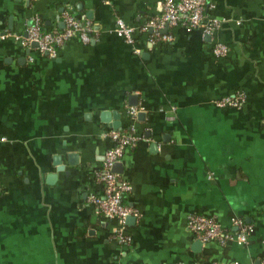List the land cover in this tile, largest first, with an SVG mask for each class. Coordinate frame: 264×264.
I'll return each mask as SVG.
<instances>
[{
	"label": "crops",
	"instance_id": "1",
	"mask_svg": "<svg viewBox=\"0 0 264 264\" xmlns=\"http://www.w3.org/2000/svg\"><path fill=\"white\" fill-rule=\"evenodd\" d=\"M222 27L212 34L167 26L137 31L128 44L116 19L139 27L163 0H0V264H257L264 257V0H209ZM71 9L93 23L54 56L25 45L35 18L64 27ZM229 53L216 57V43ZM33 60H30V57ZM243 92L239 108L219 107ZM138 96L144 116L130 114ZM118 126H114L115 124ZM141 136L123 158L140 215L116 237L119 220L97 212V178L109 129ZM78 164L68 163V154ZM63 156L58 170L54 157ZM55 173L50 182L48 175ZM254 226L248 242L201 243L192 214ZM233 228H235L233 226Z\"/></svg>",
	"mask_w": 264,
	"mask_h": 264
},
{
	"label": "built area",
	"instance_id": "2",
	"mask_svg": "<svg viewBox=\"0 0 264 264\" xmlns=\"http://www.w3.org/2000/svg\"><path fill=\"white\" fill-rule=\"evenodd\" d=\"M215 4L209 0H163V10L159 17L148 19L139 27L128 24L123 18L116 19L115 31L128 44L135 43L137 31H151L158 38L172 40V35H161L162 29L167 26L184 25L190 29H201L206 34H212L220 29L223 23L217 19L206 17L209 9ZM61 19L64 23L62 29L46 30L39 18H35L28 27L23 38L25 45L36 43L39 53L54 56L59 47L67 41L78 38L88 43L92 38L93 23L85 18L81 19L71 9L66 7L62 11ZM212 53L216 57H224L229 53V46L225 43H216L212 47ZM33 60V57H30ZM243 92L237 91L233 94L224 95L216 101L219 107L239 108L245 102ZM139 109L130 107V114L136 118ZM104 137L109 138L113 145L109 147L104 155L101 168L97 171V178L103 185V194L91 197L97 212L106 218L119 220L120 228L116 230V237L122 244L132 241V236L125 231L127 218L133 216L138 218L139 211L128 205L125 201L126 195L132 190V185L124 179L113 168L116 163L121 162L125 152L135 147L141 139L135 132L134 126L128 129H109L104 132ZM233 226L235 228H233ZM188 228L202 243L218 242L225 244L236 241L240 244L248 242L249 235L254 231V226L245 221L244 218H234L231 227L224 226L215 216L208 214H192L188 218ZM194 264H203L195 262ZM257 264H264V257Z\"/></svg>",
	"mask_w": 264,
	"mask_h": 264
},
{
	"label": "water",
	"instance_id": "3",
	"mask_svg": "<svg viewBox=\"0 0 264 264\" xmlns=\"http://www.w3.org/2000/svg\"><path fill=\"white\" fill-rule=\"evenodd\" d=\"M150 31H152V30H150ZM35 45H36V43L33 44V46H35ZM129 99H130V102H129L130 105H132V106H137L138 105V102H137L138 96L137 95L131 94L129 96ZM138 116L139 117L144 116V112H139ZM114 126H118V124L116 123ZM77 157L78 156L76 154L69 153L68 154V163L71 164V165L78 164L79 161H78V158ZM54 158H55L54 159V163L57 165L58 170H62L63 169V166H64L63 165V156L62 155H57ZM113 169L116 172H118V173H123L124 164L122 162H118V163L115 164V166H114ZM48 178H49L50 182H52L56 178V174L55 173H50L48 175ZM133 220H135L134 217L133 216H129L127 218V223H131ZM199 242H201V241H199Z\"/></svg>",
	"mask_w": 264,
	"mask_h": 264
},
{
	"label": "trees",
	"instance_id": "4",
	"mask_svg": "<svg viewBox=\"0 0 264 264\" xmlns=\"http://www.w3.org/2000/svg\"><path fill=\"white\" fill-rule=\"evenodd\" d=\"M84 20V19H83ZM93 32V31H92ZM93 35V33H91Z\"/></svg>",
	"mask_w": 264,
	"mask_h": 264
}]
</instances>
